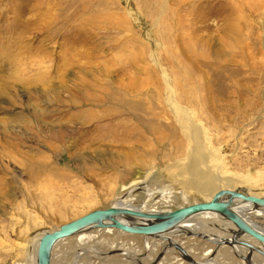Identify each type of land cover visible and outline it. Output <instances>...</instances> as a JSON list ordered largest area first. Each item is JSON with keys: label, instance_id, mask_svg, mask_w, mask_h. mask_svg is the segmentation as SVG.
Segmentation results:
<instances>
[{"label": "rangeland", "instance_id": "rangeland-1", "mask_svg": "<svg viewBox=\"0 0 264 264\" xmlns=\"http://www.w3.org/2000/svg\"><path fill=\"white\" fill-rule=\"evenodd\" d=\"M122 119L123 141L97 129ZM202 158L231 183L220 190L264 197V0H0V264H27L38 234L127 196L146 211L205 202L212 193L184 186ZM150 239L112 231L86 248ZM181 240L197 261L217 248ZM75 241L53 264L75 263ZM121 252L78 264H121ZM216 259L249 263L231 246Z\"/></svg>", "mask_w": 264, "mask_h": 264}, {"label": "bare ground", "instance_id": "bare-ground-1", "mask_svg": "<svg viewBox=\"0 0 264 264\" xmlns=\"http://www.w3.org/2000/svg\"><path fill=\"white\" fill-rule=\"evenodd\" d=\"M177 86H178L179 90H181L179 85H177ZM177 103H178L177 100H175V101L173 100L172 104H170V105L173 106L172 107L173 112H176L177 114H180L181 111H180V108H178ZM184 117L189 120V124L191 126H194V124L192 123V120L190 119V114H187L186 116L184 115ZM184 117H183V120L185 119ZM128 123L129 122L126 121L125 119H122L120 123L116 122L114 124H113V121L110 120V122L105 124L104 126L97 125V129L98 130L99 129L107 130L108 135H110L111 137H114V138H117V137L119 138V136H121L120 138L123 141V139L127 138L128 136H131V134L128 133V131H130L132 129L128 128V125H130ZM196 129L197 128H195V126H194V130H196ZM61 133H63V132H61ZM187 133H188V135L190 134L188 137L193 135V132L191 131V129H190V131H187ZM195 136H192L191 139L195 138ZM196 139L197 138H195V140H194L195 142H196ZM58 140H60V139H58ZM98 140H100V139H98ZM197 141H198V139H197ZM193 154H194V152H193ZM206 158H205V160H207ZM205 160H204V158H202L199 161L198 160L196 161L195 159H194L193 162L191 161L192 168L190 169V166L187 167L188 170L190 169L189 178H188L187 181H185V183L184 182L183 183H184L185 188L192 189V188L195 187L196 189H199L201 191H206V192L212 193L214 195L218 190H220L219 185L217 184V183H219L218 181L224 182L225 186H227L228 184H231V183L228 182V180H226V179L224 180V179L220 178L219 177L220 176L219 173L215 172L213 168L208 169L209 171L208 170L204 171L202 169L203 167L201 165L205 166V162H206ZM182 168H183V166H182ZM183 170H185V169H183ZM33 172H35V171L33 170L32 173ZM186 173H188V172L186 171ZM221 189H224V188H221ZM147 190H149V191H147ZM147 190L146 191H147L148 194L153 195V193H151L152 190H150V189H147ZM143 191H145V190L143 189ZM169 194H171V193H169ZM212 196H211V198H212ZM160 197L161 198L158 199V202H156V204L157 203L162 204V203L169 202L170 198H171V195H166V192L164 191L163 194H161ZM211 198L206 200L205 202L210 201ZM196 203H200V202H196ZM114 205H119L121 207H126V208H129V209H132V210H138V211H142V212H146V213L147 212H159L160 211V210L152 209V208H154V205L151 206L152 207L151 209L149 207V209L147 211L142 209L143 206H142V208H137V207H135V206H133L131 204V199H129L128 196L125 197V198H121V199L115 200L112 203L111 206H114ZM188 205H190V204H188ZM182 207H185V206H182ZM179 208H181V207H179ZM234 210L236 212H238L239 214H241L244 217V219H246V221L250 225H252L258 231L264 233V229H263L264 226L259 223V221H263L264 220V208H252L251 204H245V203H242V202L238 201L235 204ZM165 211H172V210H165ZM197 218L202 219V222H199V223L198 222H193ZM210 219H212V221L214 220V223L212 225H208L207 224L208 223L207 220H210ZM122 221L125 222L126 224L127 223L128 224L141 223V220H138V219H131V220L122 219ZM211 227L214 228V229L216 227H219L220 230H222L223 232L220 231V232H216L217 234H215V233L212 234ZM58 229H56V230H58ZM232 229L234 230V225L231 222L226 221L225 218L222 217L221 215H218L216 213L206 212V213H201V214H198L196 216H193L189 220H186V221L182 222L173 231H171V232H169V233H167L165 235H162L160 238L156 237L157 238L156 240L150 239V241L145 243V246H144V248L142 250L141 249H139V250L136 249V247H134L136 244H134L133 242L125 244V242L123 243L120 240H116V241L114 240L113 242H110V241L106 240L107 242H105L103 245H98V244L95 243L96 245H98V248H92L93 250L90 251L88 248H86L87 242L89 240H94L95 241V239L101 233L104 234V233H108V232H112V231H118L121 234L129 235V236H133V237L134 236H138V235L128 234V233H125L123 231H119V230L111 229V228H107V229L86 228L85 230H83L82 232H80L79 234H77V235H75L73 237H69V238H66V239L58 241L57 244L55 245L53 251L58 246H60L62 243H64L66 240L68 241V239L72 238L73 240L76 239V241H77L76 249L78 251L76 256H75L76 261H75L74 264H78V262H80L82 257L87 258L88 255H89V257H91L92 256L91 253H94L93 254L94 255L93 258L96 257V259H103V258H107L108 256L113 257L111 255V253L120 252V251H122V252L120 254H118V256L121 258V261H124L121 264H127V263L131 264L129 262H132V264H175V263L179 264L178 261H180V264H184L183 260L182 259H178L177 256H176L177 259L175 258L176 261L168 259L169 253L173 252V250H177L178 252H180L181 256H183L184 259L188 260L190 262V264H195V263H200V264H222V263L217 262V259H216L217 254L219 253V251L227 248L228 246H230V244H232L231 247L237 253L238 256H241L242 259L245 258V259L248 260L249 263L251 262V263L254 264L255 261L253 262L252 260H256V259L258 260L259 259V258H256V257H255V259H253V257L256 256L254 254H257V253L254 251L251 254L250 251H249V248L243 247V246H241L239 244H233V243H235V239H234V235L231 233ZM56 230H54V231H56ZM50 232H53V231H50ZM175 234H178L177 237H179L181 239H184V237H185V239H187L188 237L200 236V238L205 239L207 244L214 245L217 248H216V250L215 249L212 250L213 248L207 249L202 254V258L200 259L202 261H200V260L197 261V260H194V258L191 256V252L192 251L194 252L195 248L190 246V248L186 249V247L183 246V245H185L183 240L179 239L178 242H176V241H173V239H171V237H169V236H173ZM43 235L44 234H38L37 236L35 235L36 237H34L30 242H28L27 245H25V247L23 249H21L26 255V261H27L26 263L27 264H37V249H38V245H39L40 239H41V237ZM144 237H148V236H144ZM243 237L245 239H243ZM151 238H153V237H151ZM237 239L240 240V241H247V242L249 240L253 241V242H255L257 244V245L256 244H254V245L252 244L254 247H258V248L264 250L263 246H261L258 242H256L254 239H252L249 236L243 235L242 237L237 238ZM159 240H161V241H159ZM174 240H176V239H174ZM230 241H232V243H230ZM249 243H252V242H249ZM178 248H180L182 251H180ZM143 250L145 251L146 257L142 258V254H144V253H141V252ZM212 253H214L216 255H215V257L211 258L210 256L212 255ZM53 257H54V253H52V264H53ZM218 258H220V257H218ZM259 260H261V259H259ZM257 262L258 261H256L255 264H257ZM262 264H264V262Z\"/></svg>", "mask_w": 264, "mask_h": 264}, {"label": "water", "instance_id": "water-1", "mask_svg": "<svg viewBox=\"0 0 264 264\" xmlns=\"http://www.w3.org/2000/svg\"><path fill=\"white\" fill-rule=\"evenodd\" d=\"M238 201L251 204L252 208H264V197L251 195L243 189H221L212 196L210 201L190 204L172 211L146 213L119 205L94 210L62 225L56 231L45 232L38 245L37 264H52V253L57 242L73 237L86 228H111L132 235L160 238L162 235L173 231L182 222L206 212L221 215L226 221L234 225V230L232 229L231 232L235 239V243L233 244L249 248L251 254L255 251L264 258L263 249L254 247L247 241L237 239L243 235L249 236L264 247V233L250 225L241 214L234 210L235 204ZM122 219H138L141 220V223L126 224ZM178 249L182 251L180 248ZM243 259L244 261H248L245 258Z\"/></svg>", "mask_w": 264, "mask_h": 264}, {"label": "crops", "instance_id": "crops-1", "mask_svg": "<svg viewBox=\"0 0 264 264\" xmlns=\"http://www.w3.org/2000/svg\"><path fill=\"white\" fill-rule=\"evenodd\" d=\"M259 223L262 224V225L264 226V220H263V221H259ZM263 229H264V228H263ZM243 239H245V238L243 237ZM248 242H252L251 244H253V245L256 244L255 242L250 241V240H249ZM256 245H257V244H256ZM256 245H255V246H256ZM255 257L258 258L257 256H254L253 259H255ZM254 261H255V263H256V261H258L257 264H262V263L264 262V261L259 260V259H258V260H257V259H256V260H253V262H254ZM255 263H254V264H255Z\"/></svg>", "mask_w": 264, "mask_h": 264}]
</instances>
